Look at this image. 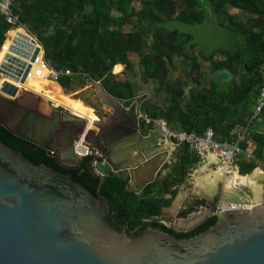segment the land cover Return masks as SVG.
Returning <instances> with one entry per match:
<instances>
[{
  "label": "trees",
  "instance_id": "obj_1",
  "mask_svg": "<svg viewBox=\"0 0 264 264\" xmlns=\"http://www.w3.org/2000/svg\"><path fill=\"white\" fill-rule=\"evenodd\" d=\"M226 6L247 13L239 23L229 17V24L216 22L234 34L231 47L211 52L203 48L195 53L199 44L193 35L165 27L168 22L203 24L210 11L219 20L228 16ZM12 9L20 23L36 36L51 66L71 71L55 86L62 97L58 106L86 120L99 121L98 103L79 91L100 83L106 93L129 107L141 93L140 84L145 87L153 81L157 93L166 95L168 105L144 102L143 97L142 111L150 119L165 120L172 131L199 136L211 128L216 139L231 141L237 125L228 118L240 105L251 103L264 86V0H16ZM129 26L134 28L128 30ZM11 27L0 15V49ZM133 55L139 58V84L113 74L117 65H125L131 72ZM178 57L191 63L190 71L171 80L169 68ZM199 58L211 65L212 75L220 73L230 78L229 89L224 90L221 80L215 78L208 87L202 84L204 68ZM114 70L121 72L122 67ZM237 78L239 83L235 82ZM141 127L144 133L152 129L145 123ZM0 141L20 150L36 165L45 164L71 174L92 194L105 196L112 207L111 223L118 230L126 228L136 234L152 227L177 238H189L216 222L212 217L191 232H179L155 220L162 217L164 208L171 207L186 176L202 163V157L186 143L177 146L172 171L149 184L140 198L127 191L130 177L126 173L106 170L103 176L98 175L93 166L99 161L95 155L84 157L78 168L69 170L46 150L16 137L1 125ZM85 153L80 151V155ZM241 160L237 163L240 176L252 174L256 164Z\"/></svg>",
  "mask_w": 264,
  "mask_h": 264
},
{
  "label": "water",
  "instance_id": "obj_2",
  "mask_svg": "<svg viewBox=\"0 0 264 264\" xmlns=\"http://www.w3.org/2000/svg\"><path fill=\"white\" fill-rule=\"evenodd\" d=\"M13 52L33 63L40 49L32 57L16 48ZM30 69L26 61L7 55L0 73L23 84ZM93 85L112 114L100 115L98 142L90 148L114 174L128 172L127 191L142 198L143 190L170 165L172 151L164 160L155 164L158 158L151 163L167 151L162 148L169 143L159 125L143 132L137 115L139 101L126 107L106 93L100 83ZM18 94L17 86L2 84L0 125L49 154L54 152L59 165L79 167L83 158L77 156L76 146L89 121L56 109L50 115L36 112L29 116L21 109L23 113L17 120L10 119ZM30 95L40 98L32 92ZM17 126L19 129H14ZM259 183L264 193V176ZM233 195L229 197L222 184L212 195L189 194L174 221V230L188 232L216 218L214 225L194 237L177 238L152 227L134 234L126 228L118 230L111 223L112 207L105 196L92 194L71 174L36 165L20 150L0 141V264H264V200L251 210L243 208L214 216L219 203L251 206L250 196L237 187ZM178 197L163 212L176 207L181 202ZM195 217L202 219L192 227H177L178 221Z\"/></svg>",
  "mask_w": 264,
  "mask_h": 264
},
{
  "label": "rangeland",
  "instance_id": "obj_3",
  "mask_svg": "<svg viewBox=\"0 0 264 264\" xmlns=\"http://www.w3.org/2000/svg\"><path fill=\"white\" fill-rule=\"evenodd\" d=\"M227 10V9H226ZM226 15L228 16H223L221 17L219 20H217L214 17V14L210 11V13H208L207 15V19L203 24H196V25H186L180 22H168L165 24V27L167 29L170 30H177L183 34H190L193 35V37L195 38L196 42H198L199 46L196 48V52L200 51L201 49L205 48V50L207 52H211L217 48L223 47V48H227V47H231L233 44V39H234V34L231 32H228L222 28H220L219 26H217V23H221L224 22L226 24H229V20L231 18L232 21L239 23L241 22L242 18L245 19L246 15H242L241 12L235 11V10H229V11H225ZM244 14H247L244 12ZM227 17H229V20L227 19ZM13 27V26H12ZM24 29L23 27H17L16 29H20L18 31V33L20 34H25L21 29ZM134 27L133 26H129L127 29L128 30H132ZM25 31L27 32L26 34L33 36V38L36 36L33 35L31 32H29L27 30V28L25 27ZM37 39V38H36ZM38 40V39H37ZM39 42V41H38ZM4 53L0 54V64L1 61L3 59ZM198 62L201 64V66L204 68L201 71L204 72V76L202 78V84L204 86H208V84H210V80H211V65L207 62L202 61L200 58L197 59ZM175 63L169 68V77L171 80H175L176 78H182V76H185L187 72V69H190L191 63H184L183 59L178 57L175 60ZM131 62L134 64L133 65V69L131 72H129V70L126 69V66L123 65V72L120 74L121 75V79H123L124 81H136V82H141V77H140V66H139V58L137 55L131 56ZM37 63L34 65V67H36ZM4 76V75H3ZM0 85L3 84L5 81V79H8L6 76V78H2V76L0 75ZM2 79L4 80L2 82ZM32 84V86H28L29 84ZM10 83V82H9ZM12 84V83H11ZM94 84H98V83H94ZM150 92L147 91H143V94H140L139 97L135 100L142 102L143 97H145V101H150L153 102L154 104L159 103V104H164V103H168L167 102V97L166 95H155L158 94L156 91V83L153 81H150ZM13 85V84H12ZM2 86V85H1ZM0 86V88H1ZM22 87L21 90H23L22 93H20L17 95L16 98V102H18L19 104H21L22 106H26V107H31L33 109H36L39 112L45 113L50 115L51 112L53 110H59L61 112H65V111H69L72 114H75L74 112L70 111L69 109H66L65 107L62 106H58L59 104L57 103L56 100L46 97L45 95L42 94H38V90L42 88V79L39 78H34L33 75L27 79V81L24 84L20 85ZM155 88V89H154ZM154 89V90H153ZM24 91H29L32 92L36 95H38L40 98H33L31 95L26 94ZM82 94L86 95L88 98L92 99L93 101H95L96 103H98V113L102 116H107L112 114V110L105 106L100 99V96L98 94V90H97V86L93 85L92 87H88L83 89L82 91H79ZM160 98V99H158ZM134 100V101H135ZM162 101V102H161ZM77 115V114H75ZM99 122V121H98ZM92 130H96L99 131L98 128L94 127L92 128ZM166 142V141H165ZM82 143L84 146V141L80 142ZM171 145V144H170ZM172 146V145H171ZM86 147V146H85ZM174 148V149H173ZM87 150H89L86 147ZM86 150V151H87ZM90 154L89 155H95L97 154L96 150H89ZM79 152V149H78ZM177 152V146H172V155L169 159L170 161V167L168 169L164 170V174L161 176L162 178L166 177L168 172L172 171V165L176 162V154ZM86 154V153H85ZM84 154V155H85ZM79 155V154H78ZM80 157L83 155H79ZM84 158V157H81ZM98 159V157H96ZM100 160L98 162H95L93 165L96 168L97 172L100 174L101 176L103 175L104 171L106 170H110L111 168L106 164V162L99 158ZM202 169V170H201ZM221 171V167L220 165H211L210 162L208 160L202 162L195 170L191 171V173L188 174V176H186L185 178V182L183 185H180L179 188V197L177 198V201L181 200V196L183 195V193H187V192H192L194 190L193 185L196 181L197 178L199 177H204L206 175H208L210 172H218ZM122 173H126L128 174V172H122ZM237 174V173H236ZM238 175V174H237ZM219 187V184L218 186ZM239 191L244 192V187H240L237 186ZM227 191V190H225ZM200 191H198L199 193ZM178 203V202H177ZM180 203V202H179ZM178 203V204H179ZM177 204V205H178ZM176 207L172 208V210H174ZM163 217V216H162ZM170 217H163V220L167 223V225H170V227L174 228L175 224L173 225L174 221L173 219H171ZM202 219V217H195V219H192L190 221H186V223L184 224H178L177 227L179 228H189L192 227L196 222H199Z\"/></svg>",
  "mask_w": 264,
  "mask_h": 264
},
{
  "label": "built area",
  "instance_id": "obj_4",
  "mask_svg": "<svg viewBox=\"0 0 264 264\" xmlns=\"http://www.w3.org/2000/svg\"><path fill=\"white\" fill-rule=\"evenodd\" d=\"M15 1L16 0H0V15L4 16L6 21L11 26H13L5 35L6 39L1 46L0 54L5 53L6 56L12 55L18 57L30 64L31 69L28 73V78L33 75L34 78H39L43 81H50L57 84L63 76L71 75V71L63 69L58 70L52 67L51 64L45 59L43 47L38 42V40L35 37L33 38L31 35H22L18 33L20 29L16 28L23 27L24 25L20 23L18 16L13 13L12 8L15 4ZM22 30H26L25 26L24 29L22 28ZM25 33L27 32L25 31ZM14 48L19 50L21 54H28L31 57L35 54L36 49H40V52L36 56L35 61L31 63L30 61L25 60L22 56L15 54L13 52ZM34 63H37L36 67H34ZM0 75L4 77L1 73ZM14 82L19 83L17 81ZM256 101L257 109L255 112V118L264 110V86L261 88ZM142 104L143 101L140 102L139 107L137 108V115L140 123H145L147 126L153 125L154 127L159 125L167 143L171 144L172 146H178L183 143L188 144L191 151L196 152L202 157L203 162L208 160V157L214 159L215 164L220 165L222 172H224L226 175H230L232 172H237L239 174V167L237 163L242 157L246 156L248 158L252 155L241 147L240 143L242 142V137L240 135L236 136L233 142H221L216 139L215 132L212 129H208L201 136L195 134L176 133L170 129L165 120L150 119L142 111ZM89 152L90 151L87 150L86 154L81 157L88 156L90 154ZM49 155H54V152H51ZM98 160L100 159L98 158ZM95 172L98 175H101V173L99 174L97 172L96 168ZM243 208H247V206L244 204L219 203L215 209L214 216L227 211H234ZM155 220H158L165 226L172 228L170 225H167V223L163 220V217H157Z\"/></svg>",
  "mask_w": 264,
  "mask_h": 264
},
{
  "label": "crops",
  "instance_id": "obj_5",
  "mask_svg": "<svg viewBox=\"0 0 264 264\" xmlns=\"http://www.w3.org/2000/svg\"><path fill=\"white\" fill-rule=\"evenodd\" d=\"M231 9L240 12L239 10L231 8L230 6H226L224 8L225 11H229ZM242 15H244V14L242 13ZM22 31L25 33L24 30H22ZM35 64L36 63H34L33 65H35ZM118 66H121L122 70H121V72L117 73V72H115L114 69ZM114 69H113V74L120 75L123 72V65H117L114 67ZM186 71L188 72V71H190V69H187ZM210 75H211L210 82L212 81L213 78H215L217 80H221V83L223 85V89L224 90L229 89V84L231 82L230 78H225L223 76V74H220V73L213 74V75L210 74ZM131 82L139 84V82H136V81L131 80ZM235 82L239 83V79L237 78L235 80ZM209 85L210 84H208V86ZM150 86H151L150 83L145 87L141 86V84H140V88H141L140 94H143V91L144 92L145 91L150 92L149 91ZM260 90L255 95V97H253V99L251 100V103L240 105L236 109V111L232 114V116L230 118H228V122H230L232 124H236L237 126L235 127L234 131L231 134V137H230L231 141H226V140L221 141V142H233L235 140L236 136L240 135L242 137V142L240 143L241 147L243 149L247 150L250 154H252L251 157L247 158L245 156V157H242L241 159L243 161H247V162H254L257 166L256 169L250 175L240 176V174H238V176L247 178L248 180H257L258 181V186H257L258 188H257L256 192L252 187H249L248 185L247 186L246 185L245 186L239 185L240 187H244L245 191L243 193L247 196H250V198L252 199V203H255V202L262 203V201L264 200V193H262L263 186L259 183V179L262 176H264V110L255 118V112L257 109V101L256 100H257V97L259 95ZM155 95H159V94H155ZM158 99H160V98H158ZM156 105L166 107L168 105V103H164L163 105L156 103ZM150 126H152V129L155 128L153 125H150ZM146 127H147V125H146ZM152 129H149V131ZM176 133H179V132H176ZM243 146H245V148ZM208 161L210 162L211 165H216L214 159H212L211 157H208ZM202 162H203V160H202ZM169 173L170 172H168L167 175ZM126 175H129V174H126ZM136 182H138V181H136ZM134 184H135V182H134ZM193 187H194V190L192 192L183 193V195L180 198L181 202L178 205H176V208L174 210H172V209L166 210L163 212L162 216L167 217V218L170 217L171 219L176 221V217L178 216V214L180 212V208L182 206L183 201L189 196L190 193L194 192V193L198 194L199 190L196 189L194 185H193ZM179 188H180V186H179ZM201 195H203V194H201ZM184 223H186V221H183V220L178 221V224L182 225Z\"/></svg>",
  "mask_w": 264,
  "mask_h": 264
},
{
  "label": "bare ground",
  "instance_id": "obj_6",
  "mask_svg": "<svg viewBox=\"0 0 264 264\" xmlns=\"http://www.w3.org/2000/svg\"><path fill=\"white\" fill-rule=\"evenodd\" d=\"M5 58H6V55L4 53L3 59H2L1 64H0V68H1V65L5 61ZM2 78H6V77H2ZM8 79H10V78H8ZM27 79H28V76H27ZM27 79H26V81H27ZM10 80H12V79H10ZM12 81H14V80H12ZM14 84H17V83L15 82ZM18 84H21V83H18ZM28 86H30V87L32 86L31 82H30V84ZM55 86H56V84L54 82L43 81L42 80V88L39 89L38 92H40L42 95H45L46 97H49V98H52V99L56 100L57 103H62V97L56 93ZM19 91H20V89H19ZM21 91H23V90H21ZM24 92L26 94H28V95L31 94V92H29V91H24ZM98 119H99V122H94V121L88 120L89 121V125H88V128H87V131L84 134V136L82 137V140L80 141V142L84 141L85 146L89 150H93L92 148H90V146H94V145L96 146L97 142H98V136H99L100 129H101L102 118L98 117ZM94 127L98 128L99 131L92 130V128H94ZM80 142L77 144V148H76L77 156L80 155V151L82 149L85 150V151L87 150L86 147ZM78 149H79V152H78ZM162 149L163 150L166 149L167 151L162 152L161 154H158L157 156H155V158L153 159V161L151 163L155 162L159 158L155 162V164H157L159 161L164 160V158L169 156L171 151H172V146L170 144H167ZM166 154H167V156H166ZM237 174H236V172H232L230 175H226L224 172H222V170L218 171V172H210L208 175H206L204 177L197 178L195 183H196V185L199 188L198 190L200 191L199 192L200 195L201 194H207V195L214 194L217 191V189H218V187H217L218 184H219V186H220V184L223 185L224 192L229 197L234 196L233 194H234V191H235V187H237L239 185H244V186L248 185L249 187H252L255 190V192H256V190L258 188L257 187L258 186V181L257 180H248L247 178L240 177ZM225 190H227V191H225ZM234 204H237V203H234ZM261 204L262 203H260V202H255V203H252L251 206H248L247 208L249 210H251L255 206H260Z\"/></svg>",
  "mask_w": 264,
  "mask_h": 264
},
{
  "label": "flooded vegetation",
  "instance_id": "obj_7",
  "mask_svg": "<svg viewBox=\"0 0 264 264\" xmlns=\"http://www.w3.org/2000/svg\"><path fill=\"white\" fill-rule=\"evenodd\" d=\"M4 80L2 79V82H3ZM5 81L6 82H10V83H12V84H14L15 82L14 81H12V80H10V79H5ZM14 85H16V86H18L20 89H22V87L20 86L21 84H14ZM23 91H20V93H22ZM35 93V92H34ZM38 94H41L40 92H38ZM14 105L12 106L13 108H11L10 109V112H9V114H10V119H13L14 118V120H17V118H19L20 117V115L23 113V110H21V109H24L25 111V113H26V115L27 116H29L31 113H36V112H39L38 110H37V108L36 109H33V108H31V107H24V106H22L21 104H19L18 102H14L13 103ZM59 111V110H58ZM108 116V115H107ZM6 129V128H5ZM14 129H16V130H18L19 129V126H17V127H15ZM51 157H55V154L54 155H52ZM56 158V157H55ZM61 166V165H60ZM68 166V165H67ZM63 167V166H62ZM65 168V167H64ZM78 168V167H77ZM66 169H69V170H73V169H76V168H66ZM164 170H165V168H164ZM175 223H173V225H174ZM203 224V223H202ZM195 229V228H194ZM194 229H192V230H190V231H188V232H191V231H193ZM179 232H181V231H179Z\"/></svg>",
  "mask_w": 264,
  "mask_h": 264
}]
</instances>
